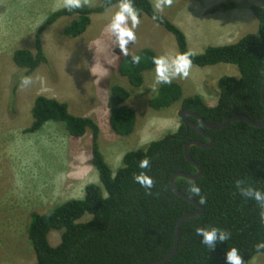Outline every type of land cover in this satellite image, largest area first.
I'll return each mask as SVG.
<instances>
[{
	"label": "trees",
	"instance_id": "16d2710c",
	"mask_svg": "<svg viewBox=\"0 0 264 264\" xmlns=\"http://www.w3.org/2000/svg\"><path fill=\"white\" fill-rule=\"evenodd\" d=\"M264 3V0H262ZM119 0H97L93 6L67 11L61 8L50 13L36 32L34 51L15 50L12 64L17 69L9 84V118L17 115L16 98L21 77L30 76L44 67L51 80L56 79L54 67L44 52L40 35L48 26L63 18H73L64 29L66 37L82 35L91 24V17L101 15L118 6ZM139 18L146 16L152 23L170 34L178 54L190 52L192 66H233L238 76L222 75L216 82L217 102L208 106L199 95L183 97L179 84H161L150 99L154 111L180 104V109L200 116L206 123L219 125L235 115H243L254 122L264 121L261 88L264 85V7L248 4L247 8L257 21V32L247 34L236 43L208 46L200 54L190 51L185 34L162 13L156 12L150 0H132ZM234 3H223L220 10H231ZM156 15L159 18L153 20ZM117 71L128 83L139 88L143 73L155 67V53L143 49L139 65L131 63L133 55L117 51ZM24 71V73H20ZM130 92L118 82L108 87L107 108L112 131L121 137L130 135L135 128L136 116L126 105ZM31 122L24 131L39 132L46 124H59L73 139L91 133L90 164L98 174L99 184H88L83 197L67 200L46 213H32L26 235L34 255L33 264H145L165 257L174 243L177 221L188 213L196 212L194 205L177 197L169 186L174 173L194 174L196 169L183 155L188 141L207 142L199 132L182 121L178 129L143 148L126 152L121 166L113 173L105 162L98 145L99 128L88 117L74 116L68 105L57 99L38 96L31 109ZM189 121L214 138L208 149L191 147V158L200 166L201 176L194 180L177 178V190L195 200L188 192L189 182L200 187L206 198L202 214L185 220L179 229L178 246L174 256L164 264H226V252L236 248L244 264L258 254L255 245L264 242V224L260 222L259 205L242 197L234 181L242 179L256 190L264 192V128H256L242 121H234L224 129L211 131L199 121ZM150 159L149 169H140L139 161ZM145 172L155 182L152 195L133 179ZM86 217L89 220L84 221ZM198 227H216L231 234L224 243L209 250L195 235ZM60 232V241L51 246L48 236Z\"/></svg>",
	"mask_w": 264,
	"mask_h": 264
},
{
	"label": "rangeland",
	"instance_id": "374dc122",
	"mask_svg": "<svg viewBox=\"0 0 264 264\" xmlns=\"http://www.w3.org/2000/svg\"><path fill=\"white\" fill-rule=\"evenodd\" d=\"M96 1L92 0L91 6ZM150 1L154 5V0ZM223 3H234L237 7L220 10ZM248 4L264 7L262 0H174L162 14L185 34L190 51L198 54L216 43L212 35L218 25L223 28L233 25L230 15L246 9ZM61 8V0H0V264H33L35 259L26 235L30 215L49 212L67 200L80 199L86 185L99 184L98 174L90 164L89 131L82 138L73 139L61 125L48 123L37 133L24 132L31 122L36 97L65 102L74 116L91 118L99 128L100 152L113 173L121 166L126 152L143 148L175 132L180 125L179 103L159 111L149 106L161 85L153 89L155 67L143 73L139 88L132 87L119 75V49L105 31L118 6L92 16L87 30L75 38L63 34L73 18H63L45 28L40 35L41 43L56 79L51 80L44 67L34 72L28 87L21 89L19 85L17 115L9 118V84L18 73L12 64V54L19 49L33 52L37 30L50 13ZM139 19L140 24L134 29L136 41L128 45V54L149 49L156 57L178 55L170 34L146 16ZM245 33L236 26L225 30L226 37L232 40ZM222 75L238 76V72L224 64L192 66L187 79L172 82L180 85L183 97L199 95L206 105L214 106L216 82ZM111 82L120 83L130 92L126 105L133 109L136 123L128 136L116 135L109 124L107 98ZM48 240L51 246H56L60 232L52 231ZM249 264H264V256L256 255Z\"/></svg>",
	"mask_w": 264,
	"mask_h": 264
},
{
	"label": "clouds",
	"instance_id": "9594fccd",
	"mask_svg": "<svg viewBox=\"0 0 264 264\" xmlns=\"http://www.w3.org/2000/svg\"><path fill=\"white\" fill-rule=\"evenodd\" d=\"M174 0H154V9L156 12L162 13L165 7H171ZM92 0H61V6L71 12L77 9H82L86 6L90 7ZM159 17L154 15L153 20ZM129 22L130 25L129 26ZM140 24L139 13L133 6L132 0H119L118 11L114 13L110 23L106 26L105 31L114 38V45L118 47L120 53L128 55V45L136 41L134 29ZM97 44L100 42L97 41ZM192 53L187 52L178 54L175 57L169 58L167 56L154 57L152 63L155 65V82L153 89L159 84H171L173 79L181 78L187 79L192 67L191 57ZM141 57L133 55L131 63L139 65ZM32 77L23 76L20 80L21 89L28 87L32 83ZM150 159L144 158L139 161L138 167L140 169L150 168ZM133 179L142 188L146 190V195H152L151 189L154 187L155 182L145 172L141 171L139 174L134 175ZM238 193L246 198L254 200L260 208V222L264 224V192L256 190L252 186L246 184L242 179L234 181ZM188 192L192 196H199L198 203L202 206L206 203V198L201 195L200 187L194 182H189ZM195 235L200 237V243L205 245L209 250L215 248L217 243H224L230 239L231 234L227 231L221 230L216 227L195 229ZM256 250H264V242L255 245ZM226 264H244L243 258L239 254L238 249L231 248L226 252Z\"/></svg>",
	"mask_w": 264,
	"mask_h": 264
},
{
	"label": "water",
	"instance_id": "95a60500",
	"mask_svg": "<svg viewBox=\"0 0 264 264\" xmlns=\"http://www.w3.org/2000/svg\"><path fill=\"white\" fill-rule=\"evenodd\" d=\"M261 102L262 105L264 107V85L261 88ZM178 117L181 119V121L186 125V126H190L192 128H194L197 132H199L204 138L207 139L206 143L200 142V141H188L184 147H183V155L185 160L190 163L191 165H193L196 169V172L194 174H184V173H174L170 176L169 179V186L170 189L172 190V192L179 198L188 201L189 203H191L192 205L195 206V208L197 209L196 212H192V213H188L186 215H183L176 223L175 226V230H174V243L173 246L170 250V252L163 258L156 260V261H152V262H148L145 264H164L165 262H167L168 260H170L174 254L176 253L177 250V246H178V238H179V229L182 225V223L190 218H194V217H198L202 214V207L193 199L189 198L188 196L180 193L176 186H175V180L177 178H184L187 180H194L197 179L201 176L202 172H201V168L200 166L191 158V155L189 153V149L193 146L195 147H199L202 149H208L213 145L214 142V138L210 135L204 134L197 125L193 124L191 121H189L187 119V117H191L193 119H196L197 121H199L204 127H206L207 129L211 130V131H218L221 129H224L225 127H227L230 123L234 122V121H242L250 126L256 127V128H264V121L263 122H254L252 120H250L249 118L243 116V115H235L232 116L230 118H228L227 120H225L222 124L219 125H213V124H209L206 123L200 116L190 112V111H185V110H179L177 113Z\"/></svg>",
	"mask_w": 264,
	"mask_h": 264
},
{
	"label": "crops",
	"instance_id": "0c3cea01",
	"mask_svg": "<svg viewBox=\"0 0 264 264\" xmlns=\"http://www.w3.org/2000/svg\"><path fill=\"white\" fill-rule=\"evenodd\" d=\"M237 9H239V8H237ZM230 16H232L234 24L232 25L230 23V26L226 27V28H223V27L218 25V27L216 28L217 31H215L214 34L212 35V38L216 43L211 44L209 46H223V45L234 44L239 39H241L243 36H245L247 34H254L257 32V21H256L255 17L253 16V14L247 8L244 10H241V11H239V10L234 11V13ZM234 26H236V28L240 29L242 32H244V31L246 32L245 34H242L241 36H239L237 38V40H232L231 38L226 37V35H225V30L228 31ZM221 33H223V34H221ZM200 53H198V54H200Z\"/></svg>",
	"mask_w": 264,
	"mask_h": 264
},
{
	"label": "bare ground",
	"instance_id": "6f19581e",
	"mask_svg": "<svg viewBox=\"0 0 264 264\" xmlns=\"http://www.w3.org/2000/svg\"><path fill=\"white\" fill-rule=\"evenodd\" d=\"M180 121H181V119H180Z\"/></svg>",
	"mask_w": 264,
	"mask_h": 264
}]
</instances>
